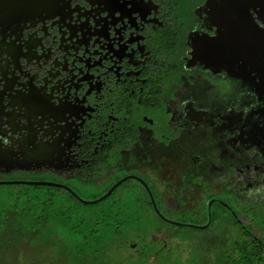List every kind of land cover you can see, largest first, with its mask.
I'll return each instance as SVG.
<instances>
[{"label": "flooded vegetation", "instance_id": "1", "mask_svg": "<svg viewBox=\"0 0 264 264\" xmlns=\"http://www.w3.org/2000/svg\"><path fill=\"white\" fill-rule=\"evenodd\" d=\"M251 1L264 18V0ZM249 6L248 0H0V175L40 181L28 178L48 174L74 190L63 182L92 183L104 168L120 175L115 182L134 176L121 184L133 181L156 206L153 194L170 208L163 180L215 174L212 159L223 140L230 157L240 140L247 151L256 145L264 160V81L255 88L256 66L235 29L253 27ZM226 19L233 24L223 29ZM251 35L252 46H264L263 32L252 28ZM234 42L231 60L239 61V50L248 56L242 65L231 61L232 69L222 49ZM242 71L249 80L240 79ZM238 81L260 93L261 105L245 121L228 95ZM136 142L146 147L150 167L111 168ZM203 158L209 163L201 169ZM208 196L210 207L227 199L244 204L230 192Z\"/></svg>", "mask_w": 264, "mask_h": 264}, {"label": "trees", "instance_id": "2", "mask_svg": "<svg viewBox=\"0 0 264 264\" xmlns=\"http://www.w3.org/2000/svg\"><path fill=\"white\" fill-rule=\"evenodd\" d=\"M5 187L0 195V264H150L147 256L136 259L119 249L126 247L127 239L148 234L155 237L153 257L168 259L167 240L177 238L138 185L125 186L124 194L117 193V188L104 201L88 205L56 187ZM31 189L44 191L31 193ZM8 199L12 203L5 205ZM228 202L215 201L210 207L209 227L213 223L223 227L218 229L219 242L228 254L220 264H264V216L257 212L248 216L243 206L236 209L238 203ZM197 211L195 206L170 207V213L188 218L181 223L204 224L195 217Z\"/></svg>", "mask_w": 264, "mask_h": 264}, {"label": "rangeland", "instance_id": "3", "mask_svg": "<svg viewBox=\"0 0 264 264\" xmlns=\"http://www.w3.org/2000/svg\"><path fill=\"white\" fill-rule=\"evenodd\" d=\"M256 21L258 29L264 31V21L258 19ZM238 82L237 90L234 89V84L229 86L230 91L233 89V94L229 92L228 95L229 99L232 98L233 106L236 105L234 109L235 112H237L240 121H245L247 116L250 115V112L256 110L258 106L261 105V102L259 101L256 92L248 91L246 86L242 85L240 81ZM228 103V105H231L230 101H228ZM229 109H231L230 106L225 108L224 111ZM244 143L247 146L248 143L246 140ZM243 145L244 144L238 140L234 156L230 157L223 151V148L227 147L226 141L223 140L222 153H215L213 155L212 160L216 163L219 169L213 175L169 177L167 178L168 180H163L164 186L162 190H165L163 191V197L170 198V207H172L173 204L177 207L176 202L178 201L185 206H179L181 209H189L197 200L198 211L197 216L195 217L205 220L206 205L209 197L208 194L217 191L223 193L230 192L238 199L244 200L242 201L244 204L235 205L236 209H239V207L242 209L241 206H243V209L245 208L248 216L249 214L254 215L255 212L264 216V160L262 159L256 145H252L253 147L251 146L248 148V151L246 148H243ZM146 154V147L141 143L136 142L129 146L125 152H122V161L116 163L114 160H111L109 164L111 168L120 171V173H125L127 168L136 167L140 162H143L144 165L147 164L148 167H150L151 163H148L149 159ZM208 163L209 159L203 158L201 169L206 168ZM247 165L249 167L245 168ZM254 167L256 169H254ZM198 169H200V166ZM118 177H120V175L114 177L111 174H108L106 169L102 168L99 170L98 174L90 177L92 183L85 182L84 184H81L77 181H66L63 183L69 184L83 199L93 200L105 193ZM21 178L23 177L0 175V180ZM164 178L165 177H159V179ZM28 179L57 181L56 178L48 174L29 177ZM133 183L135 182L129 181L124 185L121 184L117 193L124 194L126 192L124 187L131 186ZM6 188L5 185H0V195L2 192L6 191ZM35 191H37L36 193H41L44 189H31V193H35ZM153 196L158 202V209L166 216V218L179 222L188 220V218H185L179 213H170V208L162 206L160 201H158L157 196L154 194ZM109 200L110 199H107L105 202H108ZM230 201V199H227L224 203L228 202L230 204ZM245 201L246 203L247 201L257 202L258 204L261 203L263 206L255 203L245 205ZM10 202L12 203L10 199L5 200V205H9ZM232 202L236 203L234 201ZM233 203H231L232 206ZM194 220L197 221V219ZM221 228L223 227L219 226L218 223H213L210 227L206 228L207 230H193L188 227H174L171 225L170 233L175 232L177 238L171 237L167 240L166 246L171 254L170 257L168 256V259L162 256V258L159 259L153 257L155 252L153 250L155 237L148 234L133 236L129 241L127 239V242H124L126 247L124 249L120 248L119 251L120 253L132 255L134 258L141 260L142 257L145 258V256H147L145 259H147V262H150V264H165L164 262L167 264H220L228 256L219 242L220 234L222 233L221 231H218V229ZM193 240H196L195 244L188 243ZM188 244L190 245L188 246Z\"/></svg>", "mask_w": 264, "mask_h": 264}, {"label": "water", "instance_id": "4", "mask_svg": "<svg viewBox=\"0 0 264 264\" xmlns=\"http://www.w3.org/2000/svg\"><path fill=\"white\" fill-rule=\"evenodd\" d=\"M250 6H249V9H248V12L250 14V23L252 24L253 22V27H241V25H237L235 27L236 30H239L240 32H238L240 35H241V39L243 40L244 42V49L245 52H247L249 55H250V60L253 64H255L256 66V71L252 70L251 69V73L253 74L251 77V80L255 83V88L257 89V86L259 85V88L263 85V81H264V46L261 45V43L259 44H256V46H252L251 45V38H252V35H251V29L254 28V29H257V25L254 21V19L252 18L251 16V12L250 10H252L256 16L258 17V19L264 21V18L262 16H260L259 14V5H256L255 3H253L251 0H248ZM220 24L223 26V29H224V25L226 24H233V22H229L228 19H226L223 23L220 22ZM234 26V25H233ZM248 37L249 41L245 40L244 39V36L241 34ZM260 32H263L264 31H260ZM261 38H263V43H264V37L262 36ZM249 42V43H248ZM236 49V42H234V47L231 49L229 47L227 48H223V57L227 59L226 62H228V64L232 61L231 60V51H234ZM254 52L253 56H251V52ZM235 55H233L234 57ZM238 58H239V61L237 62V59H233L232 63L234 62H237V65L240 64L242 65L244 63V61L242 60L243 58H245L246 56L248 55H245L243 54V52L241 50H239V53H237L236 55ZM230 68L234 69V64L231 65L229 64L228 65ZM240 75V79H242V81H247L249 80L248 78V72L246 71V75H245V72L242 71V73L239 74ZM256 93L259 95L260 93L256 90ZM130 178H135L134 176H126L120 180H118L117 182H115L105 193H103L101 196H99L98 198H95L93 200H86V199H83L82 197H80L74 190H72L71 188H69L68 186H65L63 184H60V183H55V182H51V181H26V180H9V181H4V180H0V185H40V186H51V187H56V188H60L62 190H66L67 192H69L70 194H72L78 201L82 202L83 204H96L100 201H103L104 199H106L108 196L111 195V193L121 184L123 183L125 180L127 179H130ZM139 180V179H138ZM139 182H141L145 188L147 189V186L145 185V183L142 181V180H139ZM149 197H150V201L154 207V209L156 210L157 214L163 219L165 220L167 223H169L170 225L172 226H186V227H193V228H196V229H200V230H203V229H206L209 225H210V222H211V216H210V205L211 203H208L207 205V211H208V219H207V222L206 224L204 225H196V224H189V223H181V222H178V221H174L172 219H168L166 217H164L157 209V206L153 200V197L151 195V193L149 192Z\"/></svg>", "mask_w": 264, "mask_h": 264}]
</instances>
